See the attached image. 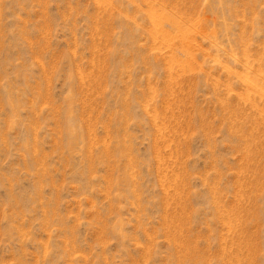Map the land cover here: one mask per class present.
<instances>
[{"label": "rangeland", "instance_id": "374dc122", "mask_svg": "<svg viewBox=\"0 0 264 264\" xmlns=\"http://www.w3.org/2000/svg\"><path fill=\"white\" fill-rule=\"evenodd\" d=\"M0 264H264V0H0Z\"/></svg>", "mask_w": 264, "mask_h": 264}, {"label": "bare ground", "instance_id": "6f19581e", "mask_svg": "<svg viewBox=\"0 0 264 264\" xmlns=\"http://www.w3.org/2000/svg\"><path fill=\"white\" fill-rule=\"evenodd\" d=\"M247 82V81H246Z\"/></svg>", "mask_w": 264, "mask_h": 264}]
</instances>
